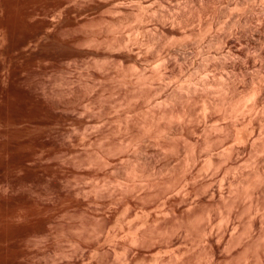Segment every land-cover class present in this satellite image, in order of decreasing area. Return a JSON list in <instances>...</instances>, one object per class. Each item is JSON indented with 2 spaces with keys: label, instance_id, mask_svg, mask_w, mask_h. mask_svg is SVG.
Instances as JSON below:
<instances>
[{
  "label": "rangeland",
  "instance_id": "1",
  "mask_svg": "<svg viewBox=\"0 0 264 264\" xmlns=\"http://www.w3.org/2000/svg\"><path fill=\"white\" fill-rule=\"evenodd\" d=\"M0 1V264H264V0Z\"/></svg>",
  "mask_w": 264,
  "mask_h": 264
},
{
  "label": "bare ground",
  "instance_id": "2",
  "mask_svg": "<svg viewBox=\"0 0 264 264\" xmlns=\"http://www.w3.org/2000/svg\"><path fill=\"white\" fill-rule=\"evenodd\" d=\"M5 1H6V0H5ZM0 2H1V1H0ZM6 2H7V1H6ZM2 3H3V0H2ZM206 81H207V80H206ZM206 81H205V82H206ZM207 82H208V81H207ZM207 82H206V83H207ZM206 83H205V84H206ZM203 84H204V83H203ZM207 85L209 86L210 83H207ZM207 85H205V86H207ZM203 86H204V85H203ZM205 86H204V87H205ZM18 162H19V161H18ZM10 213L12 214V212H10ZM6 214H7V212H6ZM6 214H5V215H6ZM0 215H1V214H0ZM5 215H4V216H5ZM8 215H9V214H8ZM14 215H15V214H14ZM9 217H11V216H9ZM12 217H14V216H12ZM0 218H1V217H0ZM2 220H3V219H2ZM4 220H5V219H4ZM0 223L2 224V222H0ZM6 224H7V222H6Z\"/></svg>",
  "mask_w": 264,
  "mask_h": 264
}]
</instances>
